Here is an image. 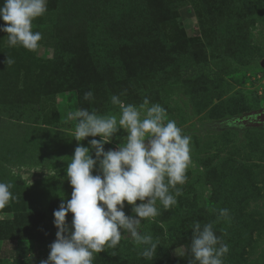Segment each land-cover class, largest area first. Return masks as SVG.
Listing matches in <instances>:
<instances>
[{"label":"trees","instance_id":"trees-1","mask_svg":"<svg viewBox=\"0 0 264 264\" xmlns=\"http://www.w3.org/2000/svg\"><path fill=\"white\" fill-rule=\"evenodd\" d=\"M259 1L50 0L47 7L55 15L53 57L39 62L15 59L8 66L10 73L0 72V128L3 125L5 128L4 132L0 129V157L16 165L35 158V154L24 148L29 145L32 133L18 132L16 123L27 121L30 117L27 107H35L37 103L39 106L43 95L79 89L92 91L93 99L86 100L85 105L90 112L100 115L119 110L111 102L113 95L126 104L138 106L145 98L153 104L159 86L176 78L191 81L192 93L197 98L221 96L230 88L222 75L224 66L216 62L218 68L213 75L201 69L207 63V46L192 43L178 26L180 9L193 5L200 20L205 21L203 32L211 27L221 45L226 43L235 50H243L252 14L261 7ZM209 46H212L210 40ZM34 64L38 71L36 79L28 83ZM18 82L22 83L20 87ZM35 90L40 93L34 97ZM44 156L43 153L41 157ZM6 171V167H0V182L11 183ZM209 176L214 198L223 202L228 218L218 219L221 209L206 211L200 224L212 223L216 235L229 246L223 257L224 264H240L254 231L260 230V226L251 214L241 213L238 205L243 198L261 194V188L253 183L249 169L234 160L225 162L220 177H213V173ZM10 191L13 201L0 209V240H22L46 234L55 237L58 229L54 225V211L62 200L44 201L27 192L25 200L20 201L23 197L16 195L13 187ZM177 202L182 206L176 208L175 216L183 221L189 219L192 215L189 202L181 195ZM10 212L13 217H1V213ZM195 223L187 230L169 228L167 234L153 236L154 242L160 244L153 259L142 257V249L121 241L117 249L96 254L93 264H189ZM164 238L183 246V256L171 257ZM28 253L26 246L17 247L13 260L21 263Z\"/></svg>","mask_w":264,"mask_h":264},{"label":"rangeland","instance_id":"rangeland-1","mask_svg":"<svg viewBox=\"0 0 264 264\" xmlns=\"http://www.w3.org/2000/svg\"><path fill=\"white\" fill-rule=\"evenodd\" d=\"M49 2L50 0L48 4ZM259 3L261 7L252 14L243 50H235L226 43L221 45V40L211 27H208L206 33L203 32L205 21L200 20L193 5L180 9L178 26L185 31L188 38H191L192 43L201 42L207 46L205 52L207 63L201 69L213 75L218 68L215 63L223 65L222 75L225 81L230 83V88L219 97L203 99L192 93L191 81L184 82L176 78L159 86L158 92L155 93L157 100L153 104L162 106L166 110L167 118L174 120L183 129L184 134L191 137V163L186 171V182L179 186L182 198L190 204L189 211L192 215L184 221L175 216L176 208L182 206L180 202L168 210H164L162 205L158 204L161 214L156 218V222L145 223L143 227V230L152 236L167 234L169 228L187 230L194 221L203 222L206 211L223 209V202L214 198L209 175L213 173V177H220L228 160L240 162L249 169L253 183L261 188V194L243 198L238 205L241 213L251 214L258 220L257 225L260 226V230L254 231L251 244L247 246L240 264H264V124H247L240 120L246 114L264 109V0H260ZM2 4L3 0H0V5ZM54 18L53 12L48 10L33 21V31L42 34V40L35 51H29L22 46L10 47L7 42L8 33L0 30V72L7 71L8 66L5 67V64L8 56L13 60L27 62L52 58ZM5 24L6 22L0 18V26ZM209 40L212 46H209ZM37 72L34 64L29 77L27 76L28 83L36 79ZM7 73H10V69ZM18 83L20 87L22 83ZM39 93L40 90H35L33 96H38ZM84 93L79 89L43 95L39 99L41 102L39 106L37 103L35 107H27L29 113L27 116H30L27 121L22 124L17 121L18 132L28 131L33 135L29 145H25L24 148L26 152L35 154V158L32 162L16 165L6 163V160L0 157V167L7 168L6 173L15 194L23 197L20 201L25 200L27 192H32L33 197H39L44 201H66L71 198L73 186L67 178V164L79 143L90 147L91 139H100L99 136H90L79 142L72 138L76 121L70 119L69 114L82 108L87 109ZM119 113L120 109L108 114L119 116ZM0 129L4 132V125ZM126 136L127 132L121 129L114 135L111 143L105 144V150L116 149ZM43 153L44 158L41 157ZM93 174H99L98 170H94ZM137 203L141 202L138 200ZM124 211L126 215H135L132 206L126 201ZM72 215L67 216L69 225ZM1 217L10 218L13 217V213H1ZM161 224L164 227H161ZM55 239L56 236L50 237L46 234L22 240H0V264H41L42 260L48 258L50 245ZM121 241L138 249L143 248L136 246L130 237ZM165 241L171 257L184 253V247L177 241L169 238ZM21 246H26L29 253L19 263L13 258L17 247Z\"/></svg>","mask_w":264,"mask_h":264},{"label":"clouds","instance_id":"clouds-1","mask_svg":"<svg viewBox=\"0 0 264 264\" xmlns=\"http://www.w3.org/2000/svg\"><path fill=\"white\" fill-rule=\"evenodd\" d=\"M47 4L48 0H3L0 18L6 24L0 30L8 33L10 47L38 49L42 34L33 31V21L48 11ZM13 63L8 56L7 66ZM83 98L93 99V92H85ZM111 102L119 107V116L83 108L69 114L76 121L72 138L79 142L90 136L100 139H91L90 147L79 143L67 164V178L73 186L71 198L62 200L54 211L58 231L48 258L41 264H93L96 254L117 249L127 237L136 246H143L142 257L156 256L160 244L143 227L156 222L161 214L158 204L168 210L182 195L177 185L187 179L191 137L167 118L162 106L150 105L148 98L139 106L126 104L117 95ZM121 129L127 132L123 143L105 150V144L111 143ZM94 170L99 174L94 175ZM12 187L0 182V209L14 199ZM125 201L135 215H126ZM69 212L73 214L70 225ZM219 218H228V210L221 209ZM192 229L189 264H224L229 246L216 235L213 224L201 226L196 222Z\"/></svg>","mask_w":264,"mask_h":264},{"label":"water","instance_id":"water-1","mask_svg":"<svg viewBox=\"0 0 264 264\" xmlns=\"http://www.w3.org/2000/svg\"><path fill=\"white\" fill-rule=\"evenodd\" d=\"M248 119L252 121V124H264V109L246 114L245 117L241 118L240 120L247 122Z\"/></svg>","mask_w":264,"mask_h":264},{"label":"flooded vegetation","instance_id":"flooded-vegetation-1","mask_svg":"<svg viewBox=\"0 0 264 264\" xmlns=\"http://www.w3.org/2000/svg\"><path fill=\"white\" fill-rule=\"evenodd\" d=\"M247 124H252V121L248 119Z\"/></svg>","mask_w":264,"mask_h":264}]
</instances>
